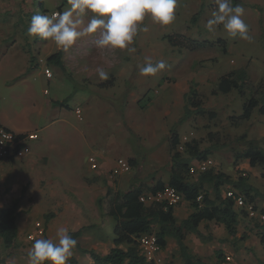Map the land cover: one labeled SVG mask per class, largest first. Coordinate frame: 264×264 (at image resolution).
Instances as JSON below:
<instances>
[{
  "label": "rangeland",
  "instance_id": "obj_1",
  "mask_svg": "<svg viewBox=\"0 0 264 264\" xmlns=\"http://www.w3.org/2000/svg\"><path fill=\"white\" fill-rule=\"evenodd\" d=\"M0 1V116L15 124L25 125L31 130L30 132H38L39 126L52 123L51 128L45 130L46 138L43 132L38 141L30 143L31 152L35 144L49 138L48 131L60 130L55 133L54 139L55 142L62 143L59 151L65 157L63 160L76 162L75 164L82 159L87 160L90 154L88 139L82 140L78 132L82 129L90 136L87 126L92 124L97 127L99 116L96 108L89 109L88 116L82 109L81 104L83 105L84 100L78 98V94L80 87L85 84L93 96H101L103 103L111 102L118 113L116 125L115 121L112 123L114 132L110 137V141L115 144V151L108 153L109 158L114 159V163L120 157L129 163L131 160L135 163L131 165L128 172L122 173L121 177L127 179L126 182L119 181V176L114 178L118 181L116 188L120 191L137 186L146 189L159 181L168 180L171 167L170 131L179 135L181 144L195 139L201 148L215 146L208 156L212 161L211 168L233 178L242 173L254 187L264 189L262 168L260 166L251 168L248 164L246 166V160H237L235 156L237 151L243 149V146L235 141L242 134H245L247 139L257 140L264 146L263 116L254 110L248 121L237 125H232L229 121L230 116L242 113L243 105L252 93L245 89L244 95H240L236 90L226 94H212L219 77L229 71L244 70L247 79L254 86L264 82V0H233V5L240 4L244 8L242 19L249 26L251 42L231 38L222 25L217 26L213 31L207 29L206 22L216 9L214 0H178L176 20L171 25L160 26L153 23L150 17L146 18L143 26L147 27L148 31H141L135 38L133 46L136 52L131 54L127 50L98 49L94 44L95 36L82 38L69 51L64 52L51 40H42L28 35L27 28L33 15L62 12L68 7L67 0ZM197 12L200 13L199 18L193 23L192 16ZM87 19L88 17H85V22ZM169 34H183L199 41L207 40L213 45L187 51L172 46L167 39L163 38L164 35ZM96 35L98 36L99 33ZM218 40L222 43L217 42ZM57 52H61L60 64L48 59ZM147 57H150L154 63L163 60L167 65L166 69L155 76L141 75L138 67L144 65ZM91 59L109 73L108 80H100L97 73L90 79H86L85 69L91 66ZM45 68L50 69L51 79L44 76ZM100 81H103L105 85H107L106 82L114 81L113 87L103 89L96 85ZM192 83H196L202 105L211 110L212 115L200 116L192 113L191 116L179 122V118L184 115L185 95ZM44 89L48 94L44 93ZM260 95L261 93L258 96ZM149 98L151 100L148 102ZM26 104L34 107H31L28 120L21 121L20 113ZM74 105H78L75 107L81 109L82 119H77L74 114L75 107L72 111L67 109ZM147 107L149 117L145 113ZM39 110L42 112L39 113ZM122 110L130 114H125ZM164 111L165 115L160 116L159 123L161 126L165 125L169 133L162 134L160 131L159 141L151 145L143 133L147 132V128L152 130L157 126L156 114ZM119 112H122L121 117ZM153 113L156 114L153 115ZM60 118L66 121L67 128L63 130L66 131L68 139L75 142L72 150L65 145L68 141L62 137ZM210 132H217L219 140L211 139L214 135L210 137L208 134ZM59 135H61L60 138ZM46 144L45 141L37 153L55 154L54 149H48ZM69 151L72 153H67ZM193 161L195 160L191 162ZM4 165L5 167H0V204L6 206L9 202L7 200H13L8 192L12 184L17 182L16 175L19 170L12 168L11 163ZM16 165L22 166L18 163ZM59 166L62 169L61 164ZM78 168L81 167L78 166ZM190 179L195 180L196 176L190 175ZM56 182L62 185V190L65 189L76 196L80 194V191L84 194L88 192L86 189L79 188L81 183H78L75 178ZM51 184L53 183H48V185ZM98 184L95 185L98 186ZM65 185H67L66 188H64ZM56 187L58 188L59 185L56 184ZM206 188L212 196L209 186L206 185ZM225 191L224 189L222 194ZM84 194L81 196L85 197ZM100 200L103 198H99L96 206L104 210V201L100 203ZM48 203V198H45L42 207L46 208ZM180 206L186 212L192 211L189 202ZM237 213L245 214L241 209H237ZM102 215L106 218L101 219V227L95 231L98 235H102L101 238L104 241H111L115 220L106 212ZM44 218L41 217V213L29 212L27 217L29 232L32 231L30 225L36 220H40L42 225L46 224ZM178 219L181 218L178 217ZM242 224L240 223V227ZM260 226L264 227V223ZM208 227L209 225H206V228ZM221 231H218L216 235H221ZM207 233L212 237L210 232ZM240 235L243 239L251 237L247 231H242ZM221 238L223 239V236ZM33 243V241L26 242L25 238L20 236L19 240H16L15 252L10 255L12 257L6 256L5 252L0 253V264H29L27 252ZM183 243L186 249L181 250L177 242V251L169 250L168 257L171 260L175 258L173 261L175 264H188L187 260L194 257L187 243L184 241ZM0 249H2L1 245ZM75 250L82 253L78 245ZM222 255L223 258L216 259L215 262L237 264L240 256L233 248L224 249ZM226 256H230L231 259ZM72 260L70 259L68 264H73Z\"/></svg>",
  "mask_w": 264,
  "mask_h": 264
},
{
  "label": "crops",
  "instance_id": "obj_2",
  "mask_svg": "<svg viewBox=\"0 0 264 264\" xmlns=\"http://www.w3.org/2000/svg\"><path fill=\"white\" fill-rule=\"evenodd\" d=\"M2 11L5 12L4 10ZM91 61V66L85 69V77H87L86 79H90L92 76H94L96 74V69L100 67V65L95 63V61L92 59ZM51 78L52 75L47 79ZM102 82L100 81L96 83V85L102 87L103 89L113 87L114 81L109 83L106 82L107 85ZM45 90L46 89H44V93H47ZM78 98L84 100L83 105L81 104V106H83L82 109L84 110L86 116L90 114L89 109L92 110L93 108L97 109L96 112L99 116L98 123L96 124L98 125L97 127L92 124H88L89 126H87L89 127L88 130L90 131V136L86 134L85 130L80 129L78 132L82 140L85 141L88 139L87 141L90 148V154L87 156V160L85 161V159H82L80 162H78V164H75L76 162L63 160L65 157L62 156V152L59 151V147L62 143L55 142L54 139L55 133L59 132L60 130L48 131L47 133L49 138L45 139L47 142L46 146L48 149H54L55 154H38L37 150L45 142L41 141L40 143L33 146V152H31L30 149V152L22 157H12L0 162V167H5L4 164L11 163L12 168L19 170L18 174L16 175L17 182L12 184L10 191L8 192L10 197H13V200H7L9 202L6 204V206H9L15 201L17 202V241L19 240L20 236L25 238L26 242L28 243L32 241L34 242L36 239L41 238L52 239L53 241H56L57 229L59 227H65L69 230V233L80 231L79 235L75 237L77 240V245L80 247V249L93 251L99 255H106L115 246L113 242L114 232L113 239H111V241H104L101 238L102 235H98V233L95 231V229H100L101 219L106 218V216L102 215L104 212H106L105 208L103 210V208L101 209L97 207L96 203L99 198H103V200H100V203L104 201L105 204V200L109 195H112V193H115L116 191H120L116 188L118 181L114 178L119 176V181L121 182H126L127 180L124 177H121L123 176L122 173L120 175L111 174V169L115 163L114 159H110L108 156L111 152L115 151V144L114 142L110 141V137H112V132H114L112 123L115 121L116 125V115L118 113L112 107L111 102L103 103L101 101V96H93L92 92L87 90L85 84L80 87ZM149 100H151V98L148 99V102ZM75 106L78 105H74L72 108L70 107L67 109L72 111ZM31 107L34 106L26 104L25 108L21 110V121L28 120V114L32 110ZM147 110L148 107L145 113L147 114V117H149ZM41 112L42 111L39 110V113ZM122 112L125 114L127 113L126 110H122ZM122 112H119V117L122 116ZM154 114L156 113H153V115ZM163 115H165V111L161 114L160 112L156 114V117H158V120L155 121L157 126L155 125L156 127H154L152 130L147 128L146 133H143V130L141 131L146 137L147 142L151 145L159 141L160 131L162 134L169 133V130L166 129V126H161L159 123L160 116ZM60 121L62 123V137L68 141L65 145L71 147L72 150L75 142L73 140L70 141L66 131L64 132L63 130L67 128L64 118H60ZM0 123L18 134L28 133L31 131L25 125L15 124L14 122L8 121L5 117L1 116ZM51 125L52 123H44L43 125L39 126L38 139L30 143L38 141L42 137L41 133L43 132L44 138H46L45 130L47 128H51ZM60 136L61 135L58 137L60 138ZM67 153L72 152L69 151ZM89 156H94L97 158V166L95 168L90 167L88 163ZM16 163L21 164L22 166L16 165ZM59 164H61L62 169L60 168ZM247 164L249 165L248 161L245 165L247 166ZM78 166L81 168L79 169ZM249 167L251 166L249 165ZM244 168L247 169V167ZM78 170H80V172H78ZM74 178L77 179L78 183H81L79 187L80 189L88 190L87 194H84L80 191V194L78 193L80 198H78V194L76 196L74 194H70V192H67L65 189L62 190V185L60 186V183L56 182L60 180L69 181L70 179ZM49 182H52L53 184L48 185ZM96 183H99L98 186L95 185ZM56 184L59 185L58 188L56 187ZM66 186L67 185H65L64 188H66ZM229 188L228 185L224 186L222 192L224 189L227 190ZM127 190L129 189H126L125 191ZM259 190L264 192V189L262 188ZM225 192L223 193L224 195ZM8 194L6 195L8 196ZM83 194L85 197L81 196ZM45 198H48L49 203L46 205V208H43L42 206L45 202ZM186 202L187 201L184 200L173 208V213L177 221L187 218L193 212V208L190 212H186L181 208L180 205H183V203ZM249 204H251L254 209L253 215L248 214L243 208L237 206L234 207L236 211L237 209H241L242 212L244 211L245 213L242 215L238 214L237 232L235 235L228 234L224 228V225L214 220H203L198 225V233L189 232L185 234L183 241L187 243L188 248H190L192 251L195 259L207 264H219L218 262H215V260H221L223 258L222 252L224 249L233 248L240 255L237 264H264V244L260 241V233L264 231L263 227L260 226L264 223V220H261V216L264 215V199L257 198L254 203L249 202ZM6 206L0 204V208ZM31 211L34 213H41V217H45L44 220L46 221V224L42 225L40 220H36L30 225L32 227V231L29 232L27 217ZM178 217L181 219H178ZM255 220L257 222H255ZM243 222L245 223L242 224ZM240 223L242 224V227H240ZM206 225H209V227L206 228ZM220 230H222L220 233L221 235H216ZM242 231H247L251 237L243 239V237L240 235ZM207 232H210L212 237H210L209 233ZM221 236H223V239ZM254 236L256 238H254ZM0 242V245L2 246L0 253L3 254L4 247L1 238ZM177 246V241L174 238H166L165 246L161 247L159 251V257L161 259L160 264H165V262L167 264H175V262H173L175 258L171 260L168 255L169 250L172 251L176 249L177 251ZM120 247L126 248L125 245H120ZM80 253L77 250H74V255L71 258L73 259V264H96L88 253ZM226 257L231 259L230 256Z\"/></svg>",
  "mask_w": 264,
  "mask_h": 264
},
{
  "label": "trees",
  "instance_id": "obj_3",
  "mask_svg": "<svg viewBox=\"0 0 264 264\" xmlns=\"http://www.w3.org/2000/svg\"><path fill=\"white\" fill-rule=\"evenodd\" d=\"M199 15V12L195 13L191 22L195 23ZM163 38L167 39L172 46L187 51H195L213 45L207 40L199 41L183 34H169L164 35ZM217 42L222 43L221 40ZM60 58L61 52H57L48 59L60 64ZM245 89L250 90L252 96L245 101L240 115L229 117L232 125L250 120L254 110H257L264 117V82L254 86L247 79L244 70L229 71L219 77L216 88L212 90V94H226L236 90L240 95H244ZM260 93L261 95L258 96ZM192 113L200 116L212 115L211 110L203 107L196 89V83L190 85L185 95L184 115L178 121L182 122ZM208 134L210 137L214 135L211 139L219 140L217 132ZM235 141L243 146V149L235 154L237 160H247L251 167L260 166L263 170L261 177L264 179V146L257 140L247 139L245 134L237 137ZM214 147L201 148L199 142L195 139L181 144L179 135L170 131L171 167L168 180L166 182L159 181L154 186L146 189L137 186L127 191H116L109 195L105 200L104 207L106 214L115 220L113 231L115 246L106 255H99L85 249H81L82 253H88L96 264H143L144 261L139 253L137 242L141 235L154 233L161 247L165 246L167 237H172L181 246V250H184L186 249L183 243L185 234L189 232L198 233V225L203 220H214L221 223L228 234L235 235L238 213L234 208L232 198L222 194L223 187L228 185V187L243 195L250 203H254L257 198L264 199V192L250 184L247 176L242 173L233 178L223 172L215 171L213 168L198 173L196 179L191 180L189 172L191 161L208 159ZM134 164L131 160L130 165ZM206 185L213 193L212 196ZM165 186L173 187L183 194L184 200L189 202L193 212L187 218L177 221L172 207H165L158 202L144 204L139 200V196L145 191L155 192ZM198 197H200V200H198ZM17 218L16 201L9 206L0 208V238L6 256L12 255L17 246ZM79 233L80 231L70 234L75 238ZM260 241L264 244V231L260 233ZM120 245H125L126 248H121ZM195 262L206 264L195 259V257L187 260L188 264H194Z\"/></svg>",
  "mask_w": 264,
  "mask_h": 264
},
{
  "label": "clouds",
  "instance_id": "obj_4",
  "mask_svg": "<svg viewBox=\"0 0 264 264\" xmlns=\"http://www.w3.org/2000/svg\"><path fill=\"white\" fill-rule=\"evenodd\" d=\"M214 2L216 9L206 22L207 29L213 31L222 25L231 38L251 42L249 26L242 19V5H233V0ZM67 5L62 12L33 15L27 28L28 35L51 40L64 52L82 38L95 36L94 44L98 49L127 50L131 54L136 52L135 38L141 31H148L143 26L146 18L150 17L160 26L171 25L176 20L178 0H67ZM85 17H88L87 22ZM166 67L163 60L154 63L147 57L139 71L143 76H155ZM96 73L100 80L109 79V73L103 67H98ZM56 237V241L36 239L27 252L29 264H68L77 240L65 227L57 229Z\"/></svg>",
  "mask_w": 264,
  "mask_h": 264
},
{
  "label": "built area",
  "instance_id": "obj_5",
  "mask_svg": "<svg viewBox=\"0 0 264 264\" xmlns=\"http://www.w3.org/2000/svg\"><path fill=\"white\" fill-rule=\"evenodd\" d=\"M44 75L50 78L52 73L50 69H44ZM45 92H47L45 90ZM74 114L78 119H82L81 109L79 107L74 108ZM39 137L36 131L18 134L8 129L0 123V162L12 157H22L30 152V142L37 140ZM88 163L91 168H95L96 158L94 156L88 157ZM212 161L208 158L205 160H195L189 165V172L191 175H197L198 173L211 168ZM131 169L130 163L120 157L117 158L111 173L112 175H120L121 173L128 172ZM226 197H231L234 201V205L243 208L248 214L253 215L254 209L251 204L245 199V197L235 190L229 188L225 192ZM139 200L144 204H150L154 202L162 203L165 207H176L182 201H184L183 194L174 189L171 186H165L164 188L155 192H145L139 196ZM200 200V197H198ZM261 220H264V215L261 216ZM139 253L143 258V264H160L161 259L159 257V251L161 246L158 243L157 237L154 233L143 234L138 239ZM141 264V263H137Z\"/></svg>",
  "mask_w": 264,
  "mask_h": 264
}]
</instances>
